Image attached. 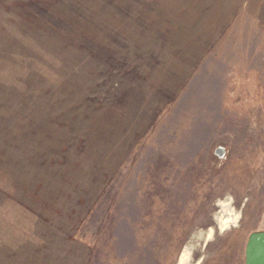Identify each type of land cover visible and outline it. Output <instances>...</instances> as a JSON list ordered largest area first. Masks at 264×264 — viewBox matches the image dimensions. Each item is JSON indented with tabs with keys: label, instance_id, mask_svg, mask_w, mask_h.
<instances>
[{
	"label": "rangeland",
	"instance_id": "rangeland-1",
	"mask_svg": "<svg viewBox=\"0 0 264 264\" xmlns=\"http://www.w3.org/2000/svg\"><path fill=\"white\" fill-rule=\"evenodd\" d=\"M253 231L264 0H0V264H245Z\"/></svg>",
	"mask_w": 264,
	"mask_h": 264
},
{
	"label": "water",
	"instance_id": "water-1",
	"mask_svg": "<svg viewBox=\"0 0 264 264\" xmlns=\"http://www.w3.org/2000/svg\"><path fill=\"white\" fill-rule=\"evenodd\" d=\"M245 264H264V231L249 234L245 246Z\"/></svg>",
	"mask_w": 264,
	"mask_h": 264
},
{
	"label": "bare ground",
	"instance_id": "bare-ground-1",
	"mask_svg": "<svg viewBox=\"0 0 264 264\" xmlns=\"http://www.w3.org/2000/svg\"><path fill=\"white\" fill-rule=\"evenodd\" d=\"M221 204L223 206L222 210L224 211L225 207H224L223 202H221ZM237 218H238V215H234L233 217H229L224 214L220 215V217L218 218L220 229L221 230L227 229L229 224L235 225L237 223ZM212 232H213V229L212 227H210L205 233V240L209 239L212 236ZM187 257H188V254L186 250H184L179 257V264H181L182 262H185L187 260ZM195 264H197V262Z\"/></svg>",
	"mask_w": 264,
	"mask_h": 264
}]
</instances>
